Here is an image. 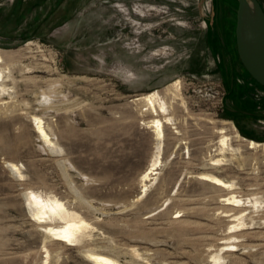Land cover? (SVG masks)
<instances>
[{"label":"rangeland","instance_id":"obj_1","mask_svg":"<svg viewBox=\"0 0 264 264\" xmlns=\"http://www.w3.org/2000/svg\"><path fill=\"white\" fill-rule=\"evenodd\" d=\"M237 9V0H0L11 69L10 92H0V264H95L90 251L118 264H264V148L239 141L219 155L214 130L229 121L264 143V86L239 57ZM178 79L176 124L142 193L156 139L136 98L166 95ZM31 191L62 200L89 233L58 244L32 220ZM231 195L245 204L224 207Z\"/></svg>","mask_w":264,"mask_h":264},{"label":"bare ground","instance_id":"obj_2","mask_svg":"<svg viewBox=\"0 0 264 264\" xmlns=\"http://www.w3.org/2000/svg\"><path fill=\"white\" fill-rule=\"evenodd\" d=\"M5 57L0 52V92L6 93L10 92L7 87V80L10 77L11 69L5 66ZM179 79L174 83L170 84L166 90L167 94H162L160 90H155L153 92L142 94L136 98V100L142 101V111H149L151 118L143 121V124L150 128L154 133L156 139L155 150L151 159V163L146 171L142 175L143 191H147L148 184L146 182L151 181L153 178L159 174L158 167L163 163V152L166 140L167 128L171 125L176 124L175 114L170 111L171 107L174 105L175 100L179 96L177 93L180 86ZM54 87L55 84H53ZM53 87V88H54ZM56 93V91H49V93ZM44 93V92H43ZM170 94L171 101H168L167 95ZM47 95V93H45ZM50 95V94H49ZM48 95V96H49ZM47 96V97H48ZM50 98V97H49ZM179 99V98H178ZM184 103V101H183ZM173 108V107H172ZM34 127L39 134V136L44 141L50 149L61 152L62 149L57 146V144L50 137L47 129L45 128L43 119L41 117L33 115L31 118ZM231 124V125H229ZM177 127H175L176 129ZM215 133L219 138V155H225L227 151L232 153L235 151L233 148L234 142L245 141L249 148L263 147L264 143H260L254 140H247L244 138L235 125L231 122H223L221 127L214 126ZM179 131L176 130V133ZM230 153V152H229ZM223 159L215 160V163L221 162ZM213 165V163L211 164ZM215 165V164H214ZM12 169L22 176L20 169L17 165L11 164ZM202 180H205L212 184L214 187L227 189L230 187L229 182L224 181L210 173H201ZM230 194V193H229ZM28 203L31 208L33 221L37 224L42 225L45 232L54 237V240L58 244L65 246L73 245L75 242L80 241L84 236L89 233L90 223H88L85 218L79 216L75 211H72L67 207L66 203L55 196H44L43 194L31 191L27 196ZM223 205L226 208L229 207H240L242 203L245 204L246 201L243 199L231 195L226 196L223 200ZM223 212H227L226 210ZM182 216H176L175 220H179ZM241 219V218H240ZM243 222V221H242ZM242 222L238 225H244ZM234 225L233 227H236ZM238 227V226H237ZM228 248L225 252H234L235 248L229 249V247H237L234 244L225 245L224 248ZM91 261L95 264H118L119 262L103 253L90 251L88 254ZM215 264L220 260V257L214 258Z\"/></svg>","mask_w":264,"mask_h":264},{"label":"water","instance_id":"obj_3","mask_svg":"<svg viewBox=\"0 0 264 264\" xmlns=\"http://www.w3.org/2000/svg\"><path fill=\"white\" fill-rule=\"evenodd\" d=\"M236 41L239 57L264 86V9L259 0H237Z\"/></svg>","mask_w":264,"mask_h":264},{"label":"flooded vegetation","instance_id":"obj_4","mask_svg":"<svg viewBox=\"0 0 264 264\" xmlns=\"http://www.w3.org/2000/svg\"><path fill=\"white\" fill-rule=\"evenodd\" d=\"M259 1H260L261 5H262V7L264 9L263 1L262 0H259Z\"/></svg>","mask_w":264,"mask_h":264}]
</instances>
